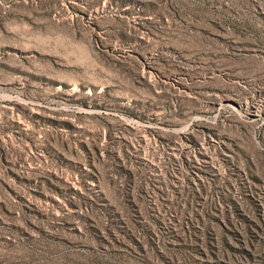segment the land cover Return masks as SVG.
<instances>
[{
  "label": "rangeland",
  "instance_id": "rangeland-1",
  "mask_svg": "<svg viewBox=\"0 0 264 264\" xmlns=\"http://www.w3.org/2000/svg\"><path fill=\"white\" fill-rule=\"evenodd\" d=\"M0 264H264V0H0Z\"/></svg>",
  "mask_w": 264,
  "mask_h": 264
}]
</instances>
